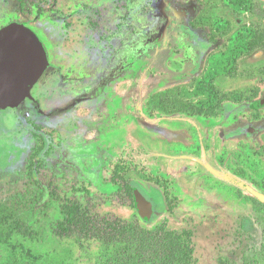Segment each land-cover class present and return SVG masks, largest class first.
Masks as SVG:
<instances>
[{
    "label": "rangeland",
    "instance_id": "374dc122",
    "mask_svg": "<svg viewBox=\"0 0 264 264\" xmlns=\"http://www.w3.org/2000/svg\"><path fill=\"white\" fill-rule=\"evenodd\" d=\"M253 1L0 0V29H31L49 62L32 99L0 109V264H101L100 242L55 230L70 201L137 219L113 196L122 177L155 204L145 228L192 232L194 264H264V204L248 191L264 194ZM154 97L218 108L189 119Z\"/></svg>",
    "mask_w": 264,
    "mask_h": 264
},
{
    "label": "trees",
    "instance_id": "16d2710c",
    "mask_svg": "<svg viewBox=\"0 0 264 264\" xmlns=\"http://www.w3.org/2000/svg\"><path fill=\"white\" fill-rule=\"evenodd\" d=\"M262 41V36H259L252 41L251 48H264ZM172 99L163 97L156 100L154 97L152 101L160 112L167 115L183 113L190 117H201L214 113L213 111L218 108L217 104L213 109L204 110L178 97ZM169 103L171 107H168ZM254 105L256 106V103ZM115 176L119 178V175ZM112 184L117 187V192L113 194L117 198L116 201L127 204L125 200H128L131 207L136 210L133 185L124 177L117 181L112 180ZM62 216V221L56 226L55 234L71 238L80 245L91 240L100 242L104 251L100 257L101 264H194L195 262L191 231H173L166 223L147 229L143 224L145 221L139 216L131 221L100 216L77 201L65 204L62 208Z\"/></svg>",
    "mask_w": 264,
    "mask_h": 264
},
{
    "label": "water",
    "instance_id": "95a60500",
    "mask_svg": "<svg viewBox=\"0 0 264 264\" xmlns=\"http://www.w3.org/2000/svg\"><path fill=\"white\" fill-rule=\"evenodd\" d=\"M49 67L48 56L37 35L22 24L10 23L0 29V109H17ZM264 105V101L256 107ZM134 187L135 208L143 221L155 216V204L137 186ZM248 191L264 204V194L253 188Z\"/></svg>",
    "mask_w": 264,
    "mask_h": 264
},
{
    "label": "flooded vegetation",
    "instance_id": "af4514ba",
    "mask_svg": "<svg viewBox=\"0 0 264 264\" xmlns=\"http://www.w3.org/2000/svg\"><path fill=\"white\" fill-rule=\"evenodd\" d=\"M234 2H236V1H234ZM254 2V5H250L249 4V11L250 12H252V9L253 8H255L254 9V11H255V13L257 14V16H258V18L260 19V20H264V0H254L253 1ZM253 11V12H254ZM239 22H241V19H238V17L237 16H234L233 18L232 17H230V19H229V28L226 30V31H224L223 33H221L223 36H226L228 33H230V31H231V28H230V26L232 25V26H235V25H237V24H239ZM217 33H218V31H217ZM220 33H218L217 35L219 36V35H221ZM228 35H230V34H228ZM259 36H262V38H263V41H262V43H264V30H258V31H256L255 33H254V36L251 38V40H250V42H249V50L250 51H256V50H259V49H261V50H264V48H261V47H257V48H254V49H252L251 48V46H252V41H254L256 38H258ZM217 39L218 38H216V37H212L211 38V40H212V42L214 43V42H216L217 41ZM217 46H219V43H217ZM263 71V74H264V70H262ZM28 100V99H27ZM260 101H258V102H256V104H258ZM256 107V106H255ZM259 108V107H258ZM150 199V198H149ZM151 200V199H150ZM154 210H155V207H154ZM154 218V217H153Z\"/></svg>",
    "mask_w": 264,
    "mask_h": 264
},
{
    "label": "crops",
    "instance_id": "0c3cea01",
    "mask_svg": "<svg viewBox=\"0 0 264 264\" xmlns=\"http://www.w3.org/2000/svg\"><path fill=\"white\" fill-rule=\"evenodd\" d=\"M186 117H189V116L186 115ZM189 119H190V117H189Z\"/></svg>",
    "mask_w": 264,
    "mask_h": 264
},
{
    "label": "bare ground",
    "instance_id": "6f19581e",
    "mask_svg": "<svg viewBox=\"0 0 264 264\" xmlns=\"http://www.w3.org/2000/svg\"><path fill=\"white\" fill-rule=\"evenodd\" d=\"M155 198V197H154ZM161 206V205H160Z\"/></svg>",
    "mask_w": 264,
    "mask_h": 264
}]
</instances>
